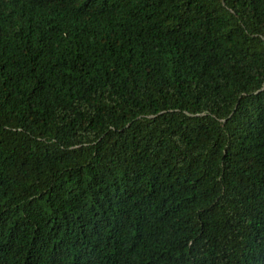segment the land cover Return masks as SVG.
<instances>
[{
	"label": "trees",
	"instance_id": "16d2710c",
	"mask_svg": "<svg viewBox=\"0 0 264 264\" xmlns=\"http://www.w3.org/2000/svg\"><path fill=\"white\" fill-rule=\"evenodd\" d=\"M0 264H264V0H0Z\"/></svg>",
	"mask_w": 264,
	"mask_h": 264
}]
</instances>
